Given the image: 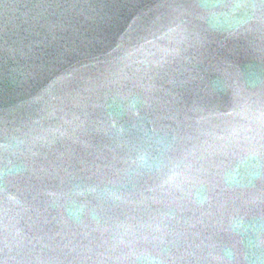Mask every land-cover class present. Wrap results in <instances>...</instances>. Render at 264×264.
<instances>
[{
	"label": "water",
	"instance_id": "obj_1",
	"mask_svg": "<svg viewBox=\"0 0 264 264\" xmlns=\"http://www.w3.org/2000/svg\"><path fill=\"white\" fill-rule=\"evenodd\" d=\"M0 264H264V0H0Z\"/></svg>",
	"mask_w": 264,
	"mask_h": 264
}]
</instances>
